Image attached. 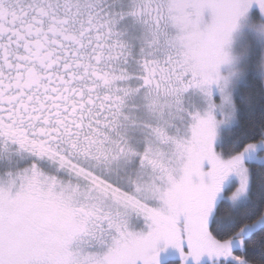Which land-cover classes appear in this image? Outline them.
<instances>
[{"label":"snow or ice","instance_id":"obj_1","mask_svg":"<svg viewBox=\"0 0 264 264\" xmlns=\"http://www.w3.org/2000/svg\"><path fill=\"white\" fill-rule=\"evenodd\" d=\"M0 264H264V0H0Z\"/></svg>","mask_w":264,"mask_h":264}]
</instances>
